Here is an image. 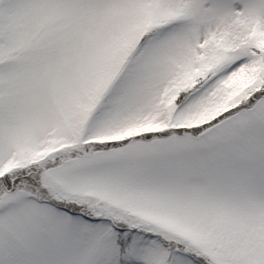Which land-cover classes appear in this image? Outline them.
I'll use <instances>...</instances> for the list:
<instances>
[{
  "label": "snow or ice",
  "instance_id": "1",
  "mask_svg": "<svg viewBox=\"0 0 264 264\" xmlns=\"http://www.w3.org/2000/svg\"><path fill=\"white\" fill-rule=\"evenodd\" d=\"M0 264H264V0H0Z\"/></svg>",
  "mask_w": 264,
  "mask_h": 264
}]
</instances>
